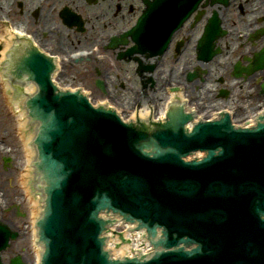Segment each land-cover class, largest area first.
Masks as SVG:
<instances>
[{"label": "water", "instance_id": "water-1", "mask_svg": "<svg viewBox=\"0 0 264 264\" xmlns=\"http://www.w3.org/2000/svg\"><path fill=\"white\" fill-rule=\"evenodd\" d=\"M3 42L9 45V30ZM69 105L71 111L60 109V114L74 115L81 127L72 128L66 142L57 147L58 153L70 154L75 173L54 196L49 264H104L94 241L96 225L89 220L99 184L110 189L116 205L146 218L150 214L130 196L148 198L155 206L153 220L170 232L191 236L206 251L192 256L171 252L148 264H264V223L253 210L257 200L264 206V132L208 134L205 142L223 146L226 154L187 166L176 157L143 156L131 146L129 129ZM26 156L28 161L27 150ZM121 176L131 178L120 184ZM183 185L194 188L181 190ZM176 242L171 239L168 246ZM180 248L191 250V245Z\"/></svg>", "mask_w": 264, "mask_h": 264}, {"label": "flooded vegetation", "instance_id": "flooded-vegetation-1", "mask_svg": "<svg viewBox=\"0 0 264 264\" xmlns=\"http://www.w3.org/2000/svg\"><path fill=\"white\" fill-rule=\"evenodd\" d=\"M3 1L6 3L7 7H9V4L12 1L15 2L14 5L10 8L11 10L8 13V16H7L8 20L12 21L13 23H15L14 18L23 20L25 21L27 25H30V27L36 28V31H35L36 33L40 32L39 28H40L41 23L43 22V18L41 17L40 12L36 11L40 0H3ZM241 1H245V4L251 8L254 7L259 2H261L262 5H264V0H229V5L226 7L227 12L231 11V15L232 14L243 15L245 13V10L240 5ZM52 2L53 4L49 8H47L48 4L44 6L45 9L43 10L42 13L46 14V20L56 17L58 18V20H60L63 23L62 16L68 12V9L82 16L83 20L87 19V16L85 14L84 5L86 4V2L88 3V0H52ZM234 7L236 9L232 10ZM249 15L251 16V14ZM42 29L43 28H41V30ZM45 43L54 51L58 47L56 39H48L45 41ZM252 46L255 49H249V50L251 51L250 53L254 55L256 52H259L262 48H264V41L260 42L259 45H252ZM242 58L244 61L245 56L243 57V55H238L235 58L234 62L224 61L223 62L224 66L229 68L230 70H233L234 67L236 66V62L238 60H241ZM263 74L264 73H257L255 76H252L249 78L254 79L255 84L259 85Z\"/></svg>", "mask_w": 264, "mask_h": 264}, {"label": "rangeland", "instance_id": "rangeland-1", "mask_svg": "<svg viewBox=\"0 0 264 264\" xmlns=\"http://www.w3.org/2000/svg\"><path fill=\"white\" fill-rule=\"evenodd\" d=\"M124 22H125V20H122V23H124ZM120 25H121V24H120ZM113 28H114V27H113ZM169 61H170V60H169ZM168 63H169V62H168ZM168 63L166 62L165 65H167ZM110 64H115L116 67L120 66L119 63H115V58H114L113 56H111ZM76 84H78V82H76V83H72L71 86H76ZM85 86H86V85H85ZM86 87H87V88L90 87V88H93V89H94V86L91 85V84H90V85H87ZM7 114H8V116L11 118V123H13L14 125H16L15 118L12 116V111H11V109H10L9 106L7 107ZM12 136L16 138V137H17V132L12 133ZM10 173H11V172H10Z\"/></svg>", "mask_w": 264, "mask_h": 264}, {"label": "bare ground", "instance_id": "bare-ground-1", "mask_svg": "<svg viewBox=\"0 0 264 264\" xmlns=\"http://www.w3.org/2000/svg\"><path fill=\"white\" fill-rule=\"evenodd\" d=\"M134 1L137 2L136 0H134ZM166 26H167V23H163V27H166ZM6 33H7V30H5V31L2 33V35L0 36V40L5 41ZM148 111H149L148 106H145V107L143 108V110H142V115L148 113ZM19 117H20V116H19ZM20 120H21V119H20ZM21 126H22V123H21ZM23 140H24V139H23ZM25 152H26V148H25Z\"/></svg>", "mask_w": 264, "mask_h": 264}]
</instances>
